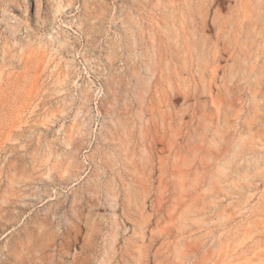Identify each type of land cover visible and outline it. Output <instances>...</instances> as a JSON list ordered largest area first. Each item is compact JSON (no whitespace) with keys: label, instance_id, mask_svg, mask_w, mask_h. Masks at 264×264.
<instances>
[{"label":"rangeland","instance_id":"374dc122","mask_svg":"<svg viewBox=\"0 0 264 264\" xmlns=\"http://www.w3.org/2000/svg\"><path fill=\"white\" fill-rule=\"evenodd\" d=\"M0 264H264V0H0Z\"/></svg>","mask_w":264,"mask_h":264},{"label":"bare ground","instance_id":"6f19581e","mask_svg":"<svg viewBox=\"0 0 264 264\" xmlns=\"http://www.w3.org/2000/svg\"><path fill=\"white\" fill-rule=\"evenodd\" d=\"M38 8V7H37Z\"/></svg>","mask_w":264,"mask_h":264}]
</instances>
